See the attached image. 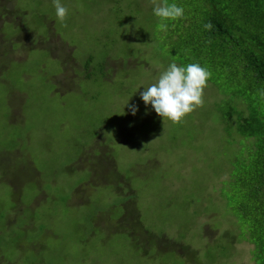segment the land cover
Returning a JSON list of instances; mask_svg holds the SVG:
<instances>
[{"label": "rangeland", "instance_id": "1", "mask_svg": "<svg viewBox=\"0 0 264 264\" xmlns=\"http://www.w3.org/2000/svg\"><path fill=\"white\" fill-rule=\"evenodd\" d=\"M61 2L63 21L53 0H0V264H256L231 86L211 69L203 104L162 120L140 92L183 65L158 28L178 21L153 0Z\"/></svg>", "mask_w": 264, "mask_h": 264}, {"label": "trees", "instance_id": "2", "mask_svg": "<svg viewBox=\"0 0 264 264\" xmlns=\"http://www.w3.org/2000/svg\"><path fill=\"white\" fill-rule=\"evenodd\" d=\"M174 1L185 14L173 21L178 25L165 20L170 24L164 40L178 49L179 63L198 62L231 86L224 118L234 116L238 135L250 141L229 180L234 207L246 227L243 240L254 245L255 263L264 264V0ZM234 97L246 105L244 111Z\"/></svg>", "mask_w": 264, "mask_h": 264}, {"label": "clouds", "instance_id": "3", "mask_svg": "<svg viewBox=\"0 0 264 264\" xmlns=\"http://www.w3.org/2000/svg\"><path fill=\"white\" fill-rule=\"evenodd\" d=\"M55 16L63 21L68 15V9L61 0H53ZM152 14L161 21L177 20L185 14L184 8L173 3H157L153 0ZM206 24L205 28H210ZM160 31L166 32L168 24L159 23ZM210 76L209 70L198 62L187 65H178L176 62L168 64L167 68L160 72L155 83L140 92V99L146 108L150 105L155 114L173 123H178L182 118L203 104V90ZM133 115L138 111L137 105H129Z\"/></svg>", "mask_w": 264, "mask_h": 264}]
</instances>
